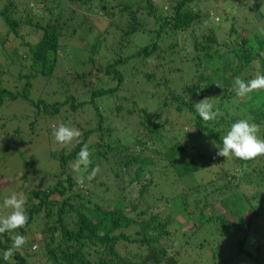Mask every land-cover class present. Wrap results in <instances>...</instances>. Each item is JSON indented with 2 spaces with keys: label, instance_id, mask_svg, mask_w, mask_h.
Wrapping results in <instances>:
<instances>
[{
  "label": "trees",
  "instance_id": "16d2710c",
  "mask_svg": "<svg viewBox=\"0 0 264 264\" xmlns=\"http://www.w3.org/2000/svg\"><path fill=\"white\" fill-rule=\"evenodd\" d=\"M217 1L0 0V122L18 123L11 138L30 118L82 132L53 153L49 184L15 191L29 221L0 235V264H264V156L215 147L242 118L264 137V89H234L264 74L263 0ZM99 7L110 21L90 38ZM205 98L214 120L195 110ZM85 143L101 170L80 185L70 162ZM17 233L28 242L5 261Z\"/></svg>",
  "mask_w": 264,
  "mask_h": 264
},
{
  "label": "clouds",
  "instance_id": "9594fccd",
  "mask_svg": "<svg viewBox=\"0 0 264 264\" xmlns=\"http://www.w3.org/2000/svg\"><path fill=\"white\" fill-rule=\"evenodd\" d=\"M264 35V28L260 29ZM219 86V85H218ZM234 89L239 97H246L248 94L264 89V74L257 73L254 78L245 81L240 77L234 79ZM196 112L204 121L216 119L218 110H214V105L209 98H205L194 104ZM260 126L247 118H242L232 123L227 133L221 137L222 145L215 143L218 149L216 155L226 159L235 157L242 160H253L260 156H264V137L259 135ZM55 141L61 145L67 146L73 141L79 142L82 132L79 128L71 125V122L65 124L61 122L53 131ZM92 153L89 145L85 143L78 152L75 161L70 162V167L74 173L77 183L83 185L85 180L91 181L95 179L100 172L99 165L92 167ZM81 169L87 173L86 176L80 175ZM25 188H29L30 184L25 183ZM27 198L23 192H12L3 200L2 208H0V235L11 232L19 228H23L29 221L26 210ZM7 210V211H4ZM11 247L3 252L5 261L11 260L15 252L20 250L27 242L28 237L17 233L12 238ZM34 251L39 249V244H33Z\"/></svg>",
  "mask_w": 264,
  "mask_h": 264
},
{
  "label": "rangeland",
  "instance_id": "374dc122",
  "mask_svg": "<svg viewBox=\"0 0 264 264\" xmlns=\"http://www.w3.org/2000/svg\"><path fill=\"white\" fill-rule=\"evenodd\" d=\"M216 1L217 0H200V3L202 4L201 7L203 8L204 5L212 6L216 4ZM222 1L224 2L223 5L226 6V8H230L233 4L228 5L227 1H230L231 3L234 0H218L217 2L221 4ZM248 2L249 4H252L253 0H248ZM115 3L116 2H114V4ZM262 5L264 6V0L262 1ZM102 9L103 8L100 7L97 9L98 14L96 13V26L92 27V30L90 31L91 34L89 33L90 38L101 35L102 29L110 21L109 17L102 14ZM213 11L215 12V9ZM238 14L242 16L241 12ZM261 18L262 20L260 25L263 27L264 16L262 15ZM2 31H4V29L0 27V32ZM110 39H112L111 35ZM11 45L12 41H7L5 44L7 48L11 47ZM181 84H183V82H181ZM131 94L132 91L122 90L120 91L118 97L113 99V102L121 103L124 97H128ZM128 106L131 105L125 101V107L128 108ZM142 106H144V104H142ZM85 117L87 118V116ZM82 118L83 119L80 121L83 125H85L87 119L84 117ZM126 119L128 122L132 119L138 120L136 115L129 116L128 114L126 115ZM31 120L32 119L30 118L27 125L21 129L20 134H17L12 138L11 135L13 130L16 129V126H18V123L11 119L7 120V124L0 122V187L2 186L0 197L3 195H10L6 193V189L11 190L12 193L18 191L20 188H25L23 186L25 180H27V183L30 182V185L37 184L39 187L46 186L52 179V173L54 174L58 170V161L54 159L53 153H56L62 145L55 141L53 131L60 124L59 117L49 118L48 120H45L43 124L42 122L39 125L37 124L36 131L27 128L30 126ZM184 130H188V127L184 126ZM187 181L193 182L194 178L189 177ZM10 185L12 186L7 188ZM25 190H27V188H25ZM20 192L24 193L23 190H20L18 193ZM25 194L26 192L24 195ZM219 240H221V238H219ZM225 243L226 242H223V245ZM233 264H248V260L247 258L241 256Z\"/></svg>",
  "mask_w": 264,
  "mask_h": 264
}]
</instances>
